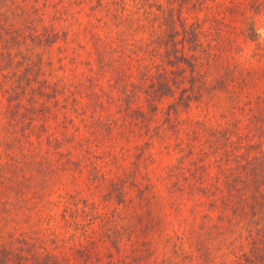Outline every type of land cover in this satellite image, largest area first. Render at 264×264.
I'll return each mask as SVG.
<instances>
[{
    "label": "trees",
    "instance_id": "trees-1",
    "mask_svg": "<svg viewBox=\"0 0 264 264\" xmlns=\"http://www.w3.org/2000/svg\"><path fill=\"white\" fill-rule=\"evenodd\" d=\"M145 1L140 0L141 7H146ZM74 2L0 0V115L7 119L4 126L9 137L7 162L0 163V223L13 219L12 193L20 201L27 199L25 181H30L29 173L39 163L64 170L78 165V151L89 154L96 147L98 153L91 163L96 171L94 183L99 186L107 180L101 168L118 157L119 140H129L139 130L144 141L138 159L149 162L155 172L156 183L151 179L149 184L166 189L173 215L177 214L174 218L180 228L184 225L183 232L176 231L171 240L186 238L192 251L188 254L179 245L171 264H182L189 256L196 264H264V69L239 70L241 41L224 34L230 31L227 18L237 13L244 16L240 1L158 4L159 13L150 18L149 41L130 43L136 56L129 55L128 63L137 61L140 76L132 77L130 68L121 67L114 74L115 81L127 76L131 88L126 83L120 93L111 89L104 95L107 104L97 101L92 116H87L88 107L77 97L66 95L64 87L49 79L52 71L47 72L45 63L50 62L31 49L65 52L75 41L70 38L74 24L80 27L76 32L79 46H85L83 41L93 31L89 26L81 28ZM95 2L94 9L104 3ZM124 2L115 0L116 9L123 8ZM244 6L253 15L259 14L264 11V0H246ZM189 13L195 20H189ZM71 16L73 21H69ZM240 34L246 42H259L252 21L245 22ZM94 36L102 41L99 33ZM259 56L263 59L264 51ZM102 63L108 68L107 61ZM103 74L107 69H98L97 75ZM258 89L261 93L255 96ZM101 90L106 91L102 87L96 93ZM217 104L235 116L227 119L220 114L219 123L207 122ZM193 108H202L205 118H185L184 113ZM113 110L119 117L112 115ZM72 113L84 122L83 129L75 124ZM57 127L62 128L61 136ZM80 131L86 134V142L80 139ZM216 154L218 171L214 174L215 164L207 160H214ZM113 184L109 197L124 193L121 183ZM218 252L221 261H217ZM0 264L65 263L36 242L15 237L9 242L0 239Z\"/></svg>",
    "mask_w": 264,
    "mask_h": 264
},
{
    "label": "rangeland",
    "instance_id": "rangeland-1",
    "mask_svg": "<svg viewBox=\"0 0 264 264\" xmlns=\"http://www.w3.org/2000/svg\"><path fill=\"white\" fill-rule=\"evenodd\" d=\"M103 1V8L96 9L95 0H75L72 4L73 11L82 21L81 28L89 26L93 31V36L83 41L84 47L79 46L80 38L76 35L80 27L74 24L70 27V38L75 37V41L65 52L57 48H31L34 54L40 51L45 62H50H44L47 72L52 71L49 79L64 87L66 95L77 97L80 104L88 107L87 116L93 115L97 101L103 100L107 104L104 97L107 92L114 89L120 93L125 89V84H129L127 76L115 81L117 75L114 74L121 67L130 68L128 73L132 77L140 76L137 61L134 59L132 62L135 63H128L129 55L136 56L130 43L133 40L139 44L149 41L151 20L159 13L157 5L168 4L167 0H146V7H141L140 0H125L122 3L124 7L116 9L119 5L115 4V0ZM237 1H240L239 9L244 16L237 13L235 18H227L230 31L224 34L241 41L243 52L238 58L242 62L239 70L245 73L261 71L264 69V58L261 59L259 52L264 51V11L253 15L245 10L246 0ZM48 11L51 12L50 7ZM188 16L190 21L195 20L193 13ZM247 16L250 18L246 19ZM73 20L71 16L69 21ZM246 21L255 23L259 33L258 44L243 40L240 32ZM95 33L101 35L102 41L95 39ZM64 55L67 57L60 60ZM102 61H107L108 68ZM98 69H107V74L97 75ZM93 82L98 85H93ZM102 87L106 91L101 90L97 94L96 90ZM259 93L261 90L258 89L255 96ZM59 97L64 102V97ZM0 98H3L1 94ZM211 109L214 110L212 115L206 118L209 123H219L222 119L220 114L226 115L227 119L235 116L223 105L217 104ZM113 112L114 117H119L115 110ZM188 115L205 118V111L193 108L189 113H184L185 118ZM72 117L75 124L83 129L84 122L73 113ZM6 120L4 115H0V163L7 162L5 143L9 137L4 126ZM51 123L57 125L54 120ZM57 130L61 136L62 128L57 127ZM80 132V139L86 142V134ZM143 141L144 136L139 130L131 133L129 140L125 137L119 140L120 145L116 146L118 157L109 159L108 164L101 168L107 180L99 186L94 183L96 171L91 163V159H94L92 156L98 153L96 147L89 154L78 151V165L64 170L54 169L49 163H39L29 173L32 174L30 181H25L27 199L23 202L14 193L11 194L14 204L10 212L13 219L0 223V239L9 242L15 237L27 238L44 251L57 255L65 264H171L170 259L177 256L175 250L179 245L191 254L186 238L181 242L171 240L176 231L183 232L184 225L180 228L174 218L177 214L173 215L174 206L168 200L166 189L149 184L151 179L156 183L155 172L149 162L140 163L137 156ZM217 155L214 160H207L215 164L214 174L218 171ZM113 181L122 184L124 193L109 197L107 192L113 190ZM190 257L182 264L197 263ZM217 261H221V252H218Z\"/></svg>",
    "mask_w": 264,
    "mask_h": 264
}]
</instances>
